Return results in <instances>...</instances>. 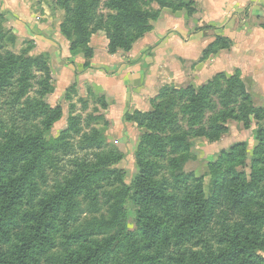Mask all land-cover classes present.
Returning a JSON list of instances; mask_svg holds the SVG:
<instances>
[{
  "label": "trees",
  "instance_id": "obj_1",
  "mask_svg": "<svg viewBox=\"0 0 264 264\" xmlns=\"http://www.w3.org/2000/svg\"><path fill=\"white\" fill-rule=\"evenodd\" d=\"M101 1L52 0L65 13L62 33L70 42L73 55L83 53L85 69L91 67L94 51L89 44L94 35H104L109 40L111 53L129 51L160 15V11L145 9L147 4H142V0H105V6L114 13L104 16L98 13ZM145 3H158L160 10L186 8L189 15L195 7V3L174 0ZM7 35L10 42L16 40L0 23V41ZM230 45L228 38L218 36L205 55ZM27 50L21 55L0 54V100L12 89V97L4 104L14 111L36 85L40 96L27 98L20 114H11L9 121L0 118V264H254L255 260L264 264L259 254L264 252V234L250 233L238 220L245 215L250 222L264 224V127L260 124L264 111L250 104L251 97L239 75L227 78L220 74L198 91L188 88L173 92L185 100L182 108L188 111L183 112L184 117L189 116L192 125H201V136L213 130L203 127L202 119L207 109L216 107L211 100L214 90L224 121H243L248 129L257 122L258 159L250 174L245 172L247 159H235L237 149L232 148L227 155L232 159L209 164L208 186L192 182L183 171L185 161L179 163L178 159L173 160L177 172H173V184L156 181L154 174L160 166L155 157L163 153L179 155L194 146L186 134L174 133L171 137L169 133L170 129L175 130L179 114L156 108L127 114L129 121L151 131L143 132L136 153L140 172L127 183V170L122 166L125 155L118 151L99 155L96 160L75 157L70 160L73 169L65 173L62 154L72 152L69 137L77 132L80 121L71 118L60 137L50 136L63 117V107L44 102L55 90L47 60L43 54L29 55ZM37 72L44 75L38 77ZM30 117L41 118L43 129L21 130L18 119ZM105 141L103 131H94L83 137L82 144L101 145ZM241 146L238 152L245 158L246 145ZM48 171L58 180L36 203L35 192L40 181L48 178ZM171 185L180 191L179 203L168 193ZM28 196L34 200L21 215L22 227L16 218ZM250 200L260 206L259 211L245 210ZM81 201L101 215L78 223ZM103 205L107 207L105 213ZM130 205L136 207L139 230L130 228ZM57 236L65 237L66 243L79 242V247L58 256L52 253ZM6 245L8 250H3ZM189 247L192 253L187 254Z\"/></svg>",
  "mask_w": 264,
  "mask_h": 264
},
{
  "label": "rangeland",
  "instance_id": "obj_2",
  "mask_svg": "<svg viewBox=\"0 0 264 264\" xmlns=\"http://www.w3.org/2000/svg\"><path fill=\"white\" fill-rule=\"evenodd\" d=\"M142 1L144 2L142 4H147L144 5L145 9L149 10L151 8L154 11H160L159 19L152 23V29L137 40L129 51L119 50L116 53L110 52L109 40L104 35H94L89 44V47L94 51L90 65L91 67H96L97 70H92L91 67L89 69L84 68L86 59L83 53L77 55L71 53L70 42L61 30V23L65 18V13L62 10H58L53 5L52 0H0V23L8 33L16 38L15 41L10 42V37L7 35L1 40L0 54L4 55L11 52L15 55H21L29 49L27 50L29 55L43 54L47 60L51 83L54 85L55 90L43 100L51 107L59 104L63 107V117L55 124L50 136L53 138L60 137L61 133L69 127L71 118H76L80 121L77 132H72L69 137L72 152L62 154L63 161L61 165L63 166V170L66 171L65 173H69L73 169L70 160L75 157L96 160L99 155L118 151L125 155L122 166L127 170V183H131L140 172L136 153L142 134L143 132L150 133L151 131L139 128L135 122L129 121L127 114H133L136 111L148 112L160 108L170 113L175 112L179 114L180 118L175 130L170 129L169 133L171 137H173L174 133H178L179 135L184 133L190 137L191 142H194V146L183 153L181 152L179 155L163 153L161 156L155 157L160 166V169L158 168L154 174L156 181L173 184V172H175L173 160L178 159L179 163L185 161L183 171L187 175H190L192 182H202V184L205 183L208 186L210 179L209 164H215L219 160L225 163L226 159H232L227 156L232 148L237 149L234 154L235 159H247L245 172L250 174L254 161L258 159L255 155V150L259 145L255 132L257 122L254 121L252 127L248 129L245 127L243 121L234 119L224 121L220 113L221 108L218 105V93L214 90L211 100L216 107L207 109L202 119V126L206 129H208L207 127H212L213 130H208L207 135L201 136L199 135L201 125H192L190 124V117L187 115L184 117L183 114H186L188 111L182 108L185 100H180L177 98V94L173 92L188 88L198 91L200 88L213 82L214 77L220 74L227 78L239 75L241 82L251 97L250 104L264 111V107L260 104L261 100H259V97L256 98V95L252 93L251 84L244 78L243 72L240 69L233 71L231 66L228 65L226 56L231 45L229 48L205 55L206 49L218 37L214 36L215 31L209 29L211 30L210 34L201 42L202 46L200 49L204 50L199 52L196 46L195 48L190 47L191 51L188 50L187 52L178 46V42L182 47L187 43L180 32L185 35L187 41L194 39L189 35V32L187 34V31L190 30L192 32L198 28L196 27L195 29L194 26H191V23L194 22L192 19L195 15L196 7H193L194 12L189 15L186 8L179 11H173L169 8L160 10L158 3L149 4L145 3L147 0ZM104 2L105 0L100 2L98 13L104 16L114 13V11L105 6ZM180 11H184L191 19L187 20L181 15L180 18L176 16L179 15L178 12ZM163 22L167 24L166 29L163 30L167 32L165 38L170 39L171 37L177 41L172 42L171 45L173 46H166L170 50L157 52L156 60L158 61V65L164 66L163 69H160L162 70L160 74L152 72L151 76L144 80L142 71L139 75H137L136 71L134 83L128 84L129 87H135L136 92L139 91V93L137 92L139 96L135 99V103L136 101L138 103L132 105L131 100H128V93H122L119 96L116 93L121 88V86L119 88L118 82L120 81L124 85L129 81L127 77L130 71H126L125 69L129 62H135L137 58L144 59L153 53V51H150V49H154V47H151L152 45L158 46L164 43V36L156 29ZM179 25H183V27ZM187 26L188 28H186ZM222 59L225 60L223 61ZM100 66L105 69L106 72L104 74L99 71L102 69L99 68ZM118 66L123 67L125 70L117 75L113 71ZM37 75L38 77H42L44 74L43 72H37ZM95 82L107 86L108 90L104 92L103 89H99L95 85ZM164 89L166 90V95L162 94ZM38 91L39 85H36L29 93V96L22 100V104L20 103L16 110L13 111L8 105L4 104L5 101L12 97V93L14 92L12 89L9 90L6 96L0 100V118L9 121L11 114L19 115L27 98L31 100L40 98ZM111 94L116 96H112ZM123 96H125L129 103L127 100L125 102L122 101L121 97ZM242 102L241 99L240 103ZM41 121V118L36 119L32 117L30 119H18L21 130L33 132L43 129ZM260 124L264 127V120ZM94 131H103L106 141L101 145H83V137ZM243 143L247 149L245 158L238 152ZM47 174L48 178L45 181H40L38 185L34 196L35 200L34 197L28 196L22 207V211H20V215L16 218L22 227L24 226V222L21 220V215L32 207V200L37 203L40 199H43L52 190L54 181L58 180L53 172L48 171ZM168 193L178 198L176 201L179 203V190L174 189L173 185H171L168 187ZM253 206V202L250 200L246 203L245 210L253 208L252 211H259L260 206L258 204ZM89 208L86 202H80L79 213L77 214L79 218L78 223H84L91 218L93 219L101 215V212L95 213ZM129 209L130 228L132 230H139L135 221L136 207L130 205ZM106 210L107 207L103 205L102 213H105ZM238 220L241 222V225L245 226V230H248L250 233L264 234V224L250 222L245 215H240ZM76 225L78 228L83 229L82 225ZM141 238L143 237L141 236ZM56 239V248L52 250V253L58 256L65 255L68 249L76 250L80 244L79 242L73 243L72 240L66 243L64 242L65 237L61 236H57ZM8 248L9 245L2 246L3 250H8ZM186 249H188L186 250L187 254L192 253V248ZM259 254L264 258V252ZM164 262H167V260H164ZM40 264H44V262ZM233 264H240V261ZM254 264H263V262L255 260Z\"/></svg>",
  "mask_w": 264,
  "mask_h": 264
},
{
  "label": "crops",
  "instance_id": "obj_3",
  "mask_svg": "<svg viewBox=\"0 0 264 264\" xmlns=\"http://www.w3.org/2000/svg\"><path fill=\"white\" fill-rule=\"evenodd\" d=\"M174 1L175 3H195L196 12L193 16L192 20H194V22L191 23V26H194L195 29L198 27L192 32L190 30L187 31V34L189 32V35L194 38L190 39V41H187L185 35L180 32L187 43L182 47L178 42V46L187 52L188 50L191 51L190 47L195 48L197 46V51L202 52L204 49H200L202 46L201 42L203 39L207 38L211 30L215 31L214 36L228 38L231 41V48L228 50L229 52L226 56L228 65L231 66L233 71L235 69H240L243 72L244 78L251 84L252 93L256 95V98L259 97V100H261L260 104L264 107V0ZM178 13L179 15L176 16H179V18L181 15L187 20L191 19L184 11ZM166 25L167 24L163 22L156 28L164 38L167 33L163 31L166 29ZM179 26L183 27V25ZM186 28H188V26ZM176 41V39H172L171 37L170 39L165 38L164 43L158 46H154L155 44L151 46L154 47V49H150L153 53L149 56L142 60L137 58L135 62H129L125 68L126 71H130L127 77L129 81L124 85L120 83V81L118 82L119 88L121 86L120 91L116 92L118 96L122 93H128V100H131V104H137L138 102L136 101L135 103V99L139 96L137 95L139 91H137V93L135 87H129L128 85L131 82L134 83L136 71L137 75L142 71L144 80L148 79L152 72L160 74V71H162L160 69H163L164 66L161 67V65H158V61L156 60L157 52L168 50L169 48H166V46H173L171 45L172 42ZM222 60L224 61L225 59ZM91 68L92 70H97L94 66ZM99 68L102 67L100 66ZM125 69L118 66L113 72L118 75ZM99 71L103 74L106 72L104 68ZM95 85L99 89H103L104 92L108 90L107 86H103L100 83L95 82ZM121 98L124 102L127 100L125 96ZM124 102H122V104H124Z\"/></svg>",
  "mask_w": 264,
  "mask_h": 264
}]
</instances>
